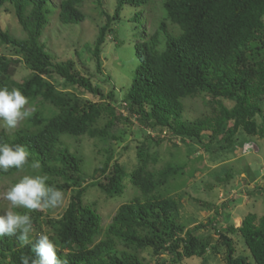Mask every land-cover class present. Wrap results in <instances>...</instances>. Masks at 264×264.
I'll return each mask as SVG.
<instances>
[{
  "label": "trees",
  "instance_id": "16d2710c",
  "mask_svg": "<svg viewBox=\"0 0 264 264\" xmlns=\"http://www.w3.org/2000/svg\"><path fill=\"white\" fill-rule=\"evenodd\" d=\"M151 1L117 0L114 14L107 13L89 47L97 72L103 73V45L109 33L114 34L123 7L142 9L130 20L141 30L142 11L154 16L156 4ZM160 1L164 14L144 27L135 42L139 64L119 98L113 89L105 92L91 72L83 73L74 59L57 60L40 39L49 15L61 24L81 23L82 0H60L57 6L51 0H0V12L12 7L23 32L19 37L0 25V87L21 90L29 100L26 106L32 107L31 117L15 130L0 129V142L23 145L30 154L23 170L0 172V177L14 184L26 174H45L48 184L71 192L57 216L53 213L59 207L45 209L44 216L42 210L30 213L34 234H49L57 243L58 258L68 264H178L193 256L206 261L208 253H218L220 247L225 264H264V214L248 212L239 227H221L215 215L206 223L189 225L180 213L184 185L177 183L174 190L180 192L165 189L179 181L187 163L155 168L161 161L158 147L166 140L176 147L174 140L188 141L192 152L198 145L211 151L217 143L219 150L231 153L239 141L244 153L259 150L248 137H264V0ZM20 63L31 74L18 81ZM186 99L201 101L207 114L186 118ZM134 120L144 131L135 146V167L128 172L107 147L101 165L94 168L98 177L89 178L74 141L83 136L122 140L120 124ZM164 132L170 135L163 137ZM248 143L256 149H245ZM32 162L40 168L34 170ZM127 176L136 191L103 224L96 204L84 203V194L97 186L109 198L119 196ZM227 176L225 180L233 174ZM208 227L215 233H198ZM237 233L247 256L238 253L233 237ZM147 250L152 261L144 254ZM25 255H32L30 249L15 237L0 238V264H21Z\"/></svg>",
  "mask_w": 264,
  "mask_h": 264
},
{
  "label": "rangeland",
  "instance_id": "374dc122",
  "mask_svg": "<svg viewBox=\"0 0 264 264\" xmlns=\"http://www.w3.org/2000/svg\"><path fill=\"white\" fill-rule=\"evenodd\" d=\"M55 6L60 0H51ZM155 1L156 7L154 16L148 11H142V29L137 30L131 22V18L141 8L131 5L123 7L120 13V20L114 23V34L109 33L103 45V73L97 72L94 61L91 59L89 47L93 43L99 26L107 21V13L113 15L117 5V0H103L102 5L97 0H82L81 9L85 13V19L77 24H61L57 17L49 15V23L46 32H43L40 39L46 45V50L53 54L57 60L74 59L78 68L85 74H93V80L99 83L105 92L115 90L117 97H123L125 91L130 86L139 58L136 55L135 42L140 38L144 27L151 26L155 17L164 14L160 0ZM153 1L150 2L153 3ZM0 12V25L7 27L10 31L19 36H23L21 27L13 12V8ZM144 10V9H143ZM31 74L26 64H18L15 72V79L18 81ZM107 76L110 77L107 80ZM61 83V81H59ZM229 106L233 102H227ZM185 116L195 119L207 114L208 108L199 100L186 99ZM27 110H32L31 106H26ZM22 124V121L13 129L0 127L8 132L15 130ZM123 134L122 140L101 142L87 136L81 137L80 141L73 144V148L79 149L84 155V171L89 178H97L94 168L100 166L105 157L103 149L111 147L115 151L116 158L126 165L130 172L136 165L137 139L143 138V129L134 120L129 124H120ZM151 132V131H150ZM167 132V131H166ZM162 133L167 136L169 133ZM156 135V133H152ZM240 136V134H238ZM241 139V136H240ZM179 146L176 147L172 141H164L158 148L161 154V161L155 166L157 169L166 168L168 163L182 164L187 163L184 175L176 184L184 185L181 193L183 205L180 209L182 220L189 225L206 223L211 217H217L221 227H226L233 223L239 227L244 216L248 212H255L258 215L264 214V137H248V141L254 142L258 151L243 152V141L238 142V147L231 153L219 150L217 143L212 144L211 151L204 149L203 146H194V152L189 147V142L182 143L174 140ZM228 174H233L231 178L225 180ZM174 181L165 187L166 191L180 192L177 189L179 184ZM13 184L10 178L0 177V214L5 210H10V202L4 199L6 190ZM126 188L123 194L112 198L107 197L97 186L89 187L84 194V203H95L102 217V223L108 224L118 206L127 202L134 194V188L130 177L125 178ZM63 205L53 213L57 212L68 204L71 192L64 193ZM198 199V200H197ZM210 202L211 205L206 203ZM14 211V209H11ZM43 216L45 209H41ZM221 218V220H220ZM223 218V220H222ZM199 234L215 233L211 227L202 229ZM239 254L248 255L243 239L240 234H233ZM148 259L153 260L151 253L144 252ZM224 248L220 247L218 253H208V259L203 261L197 256L184 258L178 264H225Z\"/></svg>",
  "mask_w": 264,
  "mask_h": 264
},
{
  "label": "clouds",
  "instance_id": "9594fccd",
  "mask_svg": "<svg viewBox=\"0 0 264 264\" xmlns=\"http://www.w3.org/2000/svg\"><path fill=\"white\" fill-rule=\"evenodd\" d=\"M28 98L17 88L0 87V127L13 129L32 113L25 107ZM249 145H255L248 143ZM246 144V145H248ZM245 145V147H246ZM29 152L23 145L0 142V172L10 169L23 170L29 161ZM31 167L40 168L38 162ZM45 174L23 175L5 192L4 199L11 209H26V212L5 210L0 214V238L15 237L21 247H28L32 255L21 257V264H68L57 256V243L45 232L35 233L30 213L34 210L54 209L63 205L65 194L47 183Z\"/></svg>",
  "mask_w": 264,
  "mask_h": 264
},
{
  "label": "built area",
  "instance_id": "2783aa9c",
  "mask_svg": "<svg viewBox=\"0 0 264 264\" xmlns=\"http://www.w3.org/2000/svg\"><path fill=\"white\" fill-rule=\"evenodd\" d=\"M250 147H253L254 149H256V146L255 145H246V147H245V149H248V148H250Z\"/></svg>",
  "mask_w": 264,
  "mask_h": 264
}]
</instances>
